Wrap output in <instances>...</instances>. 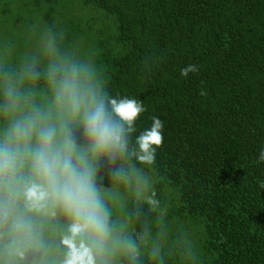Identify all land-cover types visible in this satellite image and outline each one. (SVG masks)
Here are the masks:
<instances>
[{
	"label": "trees",
	"instance_id": "trees-1",
	"mask_svg": "<svg viewBox=\"0 0 264 264\" xmlns=\"http://www.w3.org/2000/svg\"><path fill=\"white\" fill-rule=\"evenodd\" d=\"M49 38L140 99V127L164 123L157 204L112 209L136 264H264V0H0V100L8 84L47 95Z\"/></svg>",
	"mask_w": 264,
	"mask_h": 264
},
{
	"label": "clouds",
	"instance_id": "clouds-1",
	"mask_svg": "<svg viewBox=\"0 0 264 264\" xmlns=\"http://www.w3.org/2000/svg\"><path fill=\"white\" fill-rule=\"evenodd\" d=\"M47 95L8 84L0 100V264H136L113 189L155 206L154 164L163 121L132 96L112 93L92 61L44 45ZM188 64L181 77L196 72ZM31 66L27 76L37 78ZM264 163V146L258 152ZM264 187V182H261Z\"/></svg>",
	"mask_w": 264,
	"mask_h": 264
},
{
	"label": "rangeland",
	"instance_id": "rangeland-1",
	"mask_svg": "<svg viewBox=\"0 0 264 264\" xmlns=\"http://www.w3.org/2000/svg\"><path fill=\"white\" fill-rule=\"evenodd\" d=\"M111 189V188H110ZM113 194H114V198H115V200L116 201H119L120 199L119 198H121L122 200H124V203L126 202L125 201V199H126V197H129V196H131L130 194H125V193H123V192H120V193H118V191H114L113 190ZM119 204H122V202H120ZM118 204V205H119ZM117 213V212H116ZM115 212H114V214H116ZM119 215H117V217H118Z\"/></svg>",
	"mask_w": 264,
	"mask_h": 264
}]
</instances>
